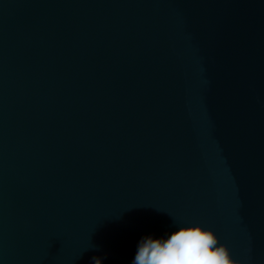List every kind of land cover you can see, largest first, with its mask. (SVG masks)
<instances>
[{"label":"water","instance_id":"water-1","mask_svg":"<svg viewBox=\"0 0 264 264\" xmlns=\"http://www.w3.org/2000/svg\"><path fill=\"white\" fill-rule=\"evenodd\" d=\"M195 224L264 264V0H0V264Z\"/></svg>","mask_w":264,"mask_h":264},{"label":"clouds","instance_id":"clouds-1","mask_svg":"<svg viewBox=\"0 0 264 264\" xmlns=\"http://www.w3.org/2000/svg\"><path fill=\"white\" fill-rule=\"evenodd\" d=\"M93 264H101L93 257ZM132 264H240L215 232L200 224L179 227L166 239H143Z\"/></svg>","mask_w":264,"mask_h":264}]
</instances>
